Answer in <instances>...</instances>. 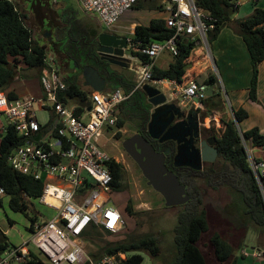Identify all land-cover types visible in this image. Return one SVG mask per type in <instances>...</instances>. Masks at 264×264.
Listing matches in <instances>:
<instances>
[{
	"label": "built area",
	"instance_id": "built-area-1",
	"mask_svg": "<svg viewBox=\"0 0 264 264\" xmlns=\"http://www.w3.org/2000/svg\"><path fill=\"white\" fill-rule=\"evenodd\" d=\"M82 8L99 17L107 29L120 22L121 16L139 2L160 4L167 14L166 26L172 35L164 40L143 42L129 37L130 54L136 80L132 91L123 88L103 91L90 90V104L80 105L73 100L65 102L60 94L67 90L66 76L61 71L57 55L48 50L45 63L40 72L44 92L42 99L33 96H20L10 99L6 91L0 90V116L6 115L18 134L24 136V144L16 147L9 155L12 168L22 174L32 175L44 182L43 193L36 199L53 208L51 218L30 222V239L21 244L8 246L0 255V264H23L33 254L28 245L35 247L48 258L50 264H118L126 256L103 255L96 260L90 256L83 244V235L94 227L119 232L125 220L119 208L110 204L113 191V174L110 162L114 157L105 148L118 121V108L135 90H143L146 84L166 85L174 89L176 98L182 104L204 101L208 98L211 86L205 81L191 79L179 83L176 80L158 78L154 74L157 58L168 51L174 57L179 54V44L193 43L196 51L205 50L211 56L210 33L219 18L201 7L196 0H78ZM136 28V27H135ZM135 33V29L132 33ZM133 33V34H134ZM126 34V33H124ZM192 51V52H193ZM139 55H145L142 61ZM47 109L50 120L41 124L37 111ZM46 129V133L34 136ZM6 130V127L5 129ZM115 134V133H114ZM53 142H48L50 139ZM106 138L102 142V139ZM249 160L255 176L262 186L264 178V159L258 160L245 142ZM5 190L0 183V199ZM248 257H264V248L243 250Z\"/></svg>",
	"mask_w": 264,
	"mask_h": 264
},
{
	"label": "trees",
	"instance_id": "trees-1",
	"mask_svg": "<svg viewBox=\"0 0 264 264\" xmlns=\"http://www.w3.org/2000/svg\"><path fill=\"white\" fill-rule=\"evenodd\" d=\"M50 0H28L29 10H45L43 7L49 6ZM203 8L209 10L219 18L216 29L210 33V40L217 38L221 28L228 22L232 15L238 9V0H196ZM143 2H139L135 7H143ZM46 5V6H45ZM155 5H150L152 8ZM38 13V12H37ZM50 15V11L45 10V15ZM26 14L19 9L15 0H0V90L6 91L9 85L17 78V71L23 74L25 70H38L41 72L45 63V55L51 50L63 57L70 59L67 62L68 68L73 72H66L67 90L60 94V98L65 102L70 100L80 105L79 110L84 105L90 104V89L84 85L83 65L91 63L98 69L95 62H89L88 57H81V50L90 40H96L97 36L79 34L78 41H73L70 45V37H76L72 29L69 30L68 36L61 43V47H52L34 37V32L25 21ZM238 32L242 35L249 50L253 74L249 87V97L253 101H258L257 88L259 77V66L264 60V8L256 7L254 12L237 21ZM85 33V31H83ZM70 33V35H69ZM172 35V31L166 26L164 17H154L150 22L137 24L132 40L143 42H152L154 40H164ZM76 40V39H75ZM55 48V49H54ZM194 49L193 43L184 41L179 44V54L174 57V61L167 68L154 67V74L158 78H167L176 80L179 83L184 82L185 74L189 67V57ZM56 54V55H57ZM58 55V56H59ZM57 60L61 71L63 67ZM142 61H146L145 55H139ZM71 60L77 62L79 67L71 69ZM64 63V62H63ZM40 76V75H39ZM118 82L108 88H123L125 91H132L134 83L127 76H117ZM205 82L216 87L217 76L209 73ZM10 99L19 97L14 91L7 93ZM220 95L217 91L210 95L209 98ZM207 100L202 101L205 105ZM217 101H220L219 99ZM222 106V105H215ZM152 104L143 90H135L130 97L125 100L118 108V121L115 127L121 128L128 121L133 122L137 131L147 132V126L151 119ZM248 115L244 108L234 109V118H222V134L218 137L217 147L219 159L214 164L212 171L216 174L217 180L228 184L233 189H237L241 195L240 203L243 213L247 219V224L252 225L264 231V178L262 186L258 182L252 169L249 153L245 142H250L252 147H264V134L259 127H253L248 130H241L238 126ZM46 129L39 131L34 137L37 138L45 134ZM0 138V183L5 190V194L10 197L9 206L15 212L29 214L30 220L35 221L39 218L38 213L34 210V204L31 199L40 197L43 193L44 182L35 179L32 175L22 174L12 168L9 162V155L12 151L25 143L26 138L17 133L12 124L6 126V130L1 132ZM117 136L120 135L118 131ZM153 145L154 141L149 140ZM155 147V146H154ZM157 147V146H156ZM158 148H162L159 145ZM157 148V149H158ZM173 157V153L170 156ZM110 168L113 174V191L124 190L125 169L122 163L113 159L110 162ZM196 199V200H195ZM195 208L190 207L178 215V222L174 229V244L176 252L172 260H162L164 264H210L204 254L199 242L202 235L210 229L208 213L205 209L200 208L202 199L198 193H194L192 198L187 202L188 205L194 203ZM2 198L0 205H2ZM126 211L133 215V205L129 201L126 205ZM30 215V214H29ZM10 224L14 221L8 219ZM112 234L105 229L94 227L83 235V238L89 233ZM217 258L221 262L228 261L234 254V247L226 241L219 232H215L210 238ZM14 245L8 235L0 227V255L8 247ZM142 251L147 252L150 256L161 261L162 249L159 239L150 233L139 236H128L125 239L118 240L114 244L103 248V254L93 257L98 260L103 255L126 254L124 259L118 264H143L144 257ZM120 258V256H119ZM23 264H48L37 254H33L31 259Z\"/></svg>",
	"mask_w": 264,
	"mask_h": 264
},
{
	"label": "rangeland",
	"instance_id": "rangeland-1",
	"mask_svg": "<svg viewBox=\"0 0 264 264\" xmlns=\"http://www.w3.org/2000/svg\"><path fill=\"white\" fill-rule=\"evenodd\" d=\"M15 1L18 3V0ZM62 1L66 2L72 9L80 11L81 15L86 14L81 9L80 5L75 2V0ZM246 1L247 0H239V2L243 3ZM252 1L253 0H251L250 3H252ZM27 3L28 0H21V2L18 3L19 9L26 14V23L29 27L32 28L35 38L41 40L42 42H45L46 44H49V38L47 37L48 31L44 29L50 28L49 23H51L52 25L57 24L59 28L62 27V17L57 16L56 14L55 17L54 14L51 13L50 15H46L47 18L38 17L37 19H35L34 14L31 13L30 10L25 6ZM142 4L143 7L141 8L133 7L132 9L126 11L121 16L119 24L112 29H107L100 23V20H98L94 16V19L92 17L88 18L87 20L82 19L81 22L85 24L83 26H86V21L91 23V25L89 26L90 29H94L93 27L95 26V28L99 29L100 32L106 30H114L117 32L126 33L128 37L132 38L134 33H132V31L135 29L137 24L147 25L152 18L165 17L167 14V11L158 3L143 2ZM60 5L62 6L63 4ZM150 5L155 6L151 8ZM54 7H59V4L56 3ZM244 7L245 6H242V9L240 10L241 14H243L244 12ZM237 11L233 15H237L239 13ZM34 12H44L45 15V10L42 9L34 10ZM84 30V28L82 31H77L75 29L77 33L86 36V33L83 32ZM86 31L88 30L86 29ZM50 34L52 35V33ZM55 34L57 37L60 36L56 33V31ZM58 55L59 54H57V56ZM58 59L61 65H65L63 67L64 75L66 74V72H73L68 68L67 63H63L64 57L62 55H59ZM20 67L19 72L17 71V78H15V80L9 85V87L6 89V92L8 93L10 91H14L22 94L24 93V91H28L34 98L42 99L44 97V92L42 89L40 76H30L29 74H27L28 70L23 71L22 74L20 72ZM132 67H134V65H132ZM70 68H74V62L72 60ZM211 69L217 76V79L221 86L222 81L219 76L218 68L214 67V65L212 64ZM130 71H127L128 74H133H131L129 79L134 83L136 80V74L133 70ZM156 87L165 92L171 100V90H168L165 84H156ZM216 91L217 94L219 93L222 95L223 100L217 101L218 98H215L216 95L212 98H209V95V99H207L205 104H207V106H209L208 108L213 111L219 112L218 109H214L216 107H214L213 105H223L222 107L224 110H229L230 103L225 94V90L223 88L220 89L219 87H216ZM37 117L41 124H45L50 120L52 115L49 110L42 109L37 111ZM210 118L211 120L208 121L209 124L207 125L211 126L212 129L216 132L217 136L220 137L222 134L223 125L213 119V117ZM8 124V117L6 115H1L0 133L3 131V126H7ZM118 131L120 132L119 136L116 135ZM136 132V126L133 124V122L128 121L121 128L114 127L113 131H111V133L109 134L111 136V139L107 141V148L109 150V153L114 156L116 161L122 163L125 169V177L123 180V183L125 185L124 190L110 192V204L115 205L119 208L124 217L125 225L119 232L115 234L108 235L104 232H102L101 234L91 232L83 238V244L90 256L93 257L94 254L101 256L103 254L104 247L114 244L118 240L125 239L131 235L139 236L141 234L150 233L155 235L160 241L162 249V259L160 261L150 256L147 252L142 251L141 253L144 257L143 264H164L162 260L165 261V258L166 260H172L174 257V253L176 252L174 244V229L178 222V215L180 212L185 211L190 207L195 208L196 199L191 205H188L186 203L176 207L166 206L163 196L148 184L147 179L143 175L140 167L123 146V141ZM54 140L55 139L52 138L48 142L50 143ZM105 140L106 138H103L102 142ZM248 145L252 148L249 142ZM197 185L200 189V193H198V196L202 199L200 208L207 211L210 225V229L202 235L199 245L206 255L209 263L264 264V257H246L243 254V250L245 249L252 251L253 248H264V231L247 224V219L243 213L242 208L244 206L242 200L240 201L241 195H239L237 189H233L228 184L222 183L221 181H215L212 182V184H207L203 182L202 179H199ZM9 199L10 197L6 194L2 196L3 204L0 205V227L8 235L13 243L21 244L24 241L29 240L31 237L28 228L31 222L30 216L34 214V211H29L30 215L22 212H15L9 206ZM129 201H131L133 205V215H130L126 211V205ZM240 203H242V207ZM33 204L34 210L38 213L39 219L51 218L56 213L53 208L44 205L39 200H34ZM9 218L15 222L13 226H10L8 221ZM215 232H219L221 236L226 241L230 242L234 247V254L228 261L221 262L217 258L215 250L211 245L210 238ZM28 247L33 250L41 259L50 264L46 255L41 253L32 242L29 243Z\"/></svg>",
	"mask_w": 264,
	"mask_h": 264
},
{
	"label": "crops",
	"instance_id": "crops-1",
	"mask_svg": "<svg viewBox=\"0 0 264 264\" xmlns=\"http://www.w3.org/2000/svg\"><path fill=\"white\" fill-rule=\"evenodd\" d=\"M20 2L21 0H18V3ZM75 2L80 5L78 0H75ZM250 2L251 0H247L244 3L239 2L238 0L237 12L239 13L237 15L236 14L233 15L231 19L228 22H226V24L221 28L217 38L211 41L212 44H211L210 59L209 57L205 56V50L202 48H199L191 53V56L189 57L188 60L189 67L187 69L184 78V82H189L191 79H195L197 81H205L209 73L215 74L211 69L213 64L214 67L218 68L219 76L222 81V85L220 86V83L217 79V83L215 84V86L219 87L220 89L223 88L225 90V94L230 103L229 110L227 109L224 110L222 107L223 105L222 106L213 105L214 107H216L214 109H218L219 112L213 111L208 108L209 106L206 107L205 105H203L202 101L200 104L190 102V103H186L185 105L194 106L195 108L198 109L202 108L203 109L202 111H204V115H205L204 116L205 124H209L208 121L211 120L210 117H213V119H215L220 124H222V118L225 119L234 118V109L244 108L247 111L248 115L240 123H238L239 128L244 131L257 126L264 134V60L261 62L259 66V77H258V88H257L258 101H253L249 97V87L253 74L251 56L247 48V45L243 40L242 35L238 32L237 29L238 26L237 21L239 19H243L251 15L256 7L264 8V0H253L252 3ZM56 3L59 4V7H54ZM60 4L63 5L61 6ZM25 6L28 7L29 3H27ZM242 6H245L243 14H241L240 12ZM80 7L84 11V13H86L85 15H81L80 11L72 9L71 7L68 6L66 2H63L62 0H55V1L51 0L49 2V6L43 7L45 8V10L47 8V10L50 11V14L53 13L55 17L56 15L62 17L61 21L63 22V24L60 23L62 27L59 28L57 24L52 25L51 23H49L50 28L44 29L48 31L47 37L49 38V44L52 47H58V48L61 47L62 46L61 42L64 40L62 38H66L68 36V32L69 30H71V28L76 29L77 31L79 30L82 31L84 28L85 33H90L88 35L91 36H97L99 33L102 32V31L100 32L99 29H96L95 26L93 27L94 29H90L89 26L91 25V23L87 21H86V26H83L85 24L81 22L82 19L87 20L88 18L91 17L93 18V16L96 17L98 20L100 19L97 15L86 12L81 5ZM30 12L34 14L35 19H37L38 17L41 18L44 17V12L38 14L32 10H30ZM100 23L102 24L101 20ZM86 29L88 31H86ZM55 31L58 35H60L59 37L56 36ZM73 32L76 33L77 38L70 37L69 38L71 41L69 42L70 45H73V41L74 43L79 42L78 41L79 33H77L75 30H73ZM50 33H52V35ZM68 61L70 64V59L64 57V64H66ZM173 61H174V56L168 51H164L157 58L156 64L160 68H167ZM64 66L65 65H62V67ZM27 74H29L30 76L33 75L39 76L40 71L30 69L28 70ZM216 87L215 88L213 87L214 90L213 94L216 91ZM16 93L18 94L19 97L30 95L28 91H24V93L22 94H19L18 92ZM170 97L171 99H176L177 101H179V103H181V100L176 98L177 96L176 93H174L173 88L171 89ZM215 98H218L219 100H223L221 94L215 96ZM207 99L209 98H206V100ZM5 127L6 126L4 125L2 130H4ZM251 149L252 150L254 149L252 154L258 160L264 159V147H258V148L252 147ZM13 225L10 224V226Z\"/></svg>",
	"mask_w": 264,
	"mask_h": 264
},
{
	"label": "water",
	"instance_id": "water-1",
	"mask_svg": "<svg viewBox=\"0 0 264 264\" xmlns=\"http://www.w3.org/2000/svg\"><path fill=\"white\" fill-rule=\"evenodd\" d=\"M127 40L125 36L109 32H102L98 37L101 52L111 54L114 62L129 67L132 59L125 55V50L128 48ZM74 67H79L76 61ZM83 76L85 86L96 91H103L106 88V78L92 64L83 65ZM143 91L154 107L148 123V132L160 141L176 142L175 166L201 169L203 159L212 161L217 157L219 151L215 145L216 136L212 137L208 143L203 140L199 148L195 146V138L200 135L198 108L187 111L184 109L187 105L170 100L165 92L151 84H146ZM213 91V87L210 86L208 94L212 95ZM195 103L201 102L195 100ZM0 137H2L1 133ZM123 146L140 167L148 184L163 196L166 206L176 207L186 204L191 199L186 185L173 170L167 167L166 154L170 149L157 151L153 144L139 132L127 138Z\"/></svg>",
	"mask_w": 264,
	"mask_h": 264
},
{
	"label": "flooded vegetation",
	"instance_id": "flooded-vegetation-1",
	"mask_svg": "<svg viewBox=\"0 0 264 264\" xmlns=\"http://www.w3.org/2000/svg\"><path fill=\"white\" fill-rule=\"evenodd\" d=\"M102 32H109V33L116 34L119 36L127 37L128 48L125 50V52H126L125 55L130 56V54L133 52V49L130 47L129 37L126 34L121 33V32H117L114 30H110V31L106 30V31H102ZM99 34H98L96 40H94V41L90 40V42H88V44H86L84 46V51L81 50L80 52H81L82 58L88 57L90 60L89 62L97 63L98 70H99L100 74L106 78V86L105 87H106V89H108L111 86H113L116 82H118L117 76L130 77L131 74H133V73L128 74L127 71L128 70L134 71V69L132 67V61H131V66L126 67L124 65H120V64L114 62V58L111 56V54L106 53V52H101L100 51L101 45L98 42ZM86 64H91V63H86ZM88 88L90 90L93 89L91 87H88ZM173 100L176 101L177 103H179V101H177L176 99H173ZM153 108H152V110H153ZM194 108H195L194 106H186L184 109H186L187 111H190ZM202 110H203L202 108L198 109V114L200 117V135H199V137L195 138V146L198 148L201 147V143L203 140H206L208 143L209 140L212 139V137H214V136H216L217 140H218V136H217L216 132L212 129V127L205 124V122H204L205 121L204 120L205 115H204V111H202ZM138 132L139 131H137L136 133H138ZM139 133H141V132H139ZM141 134H143L145 136V138H147L148 140L154 141L155 145H153V146H155L154 148L157 151L162 152V151H166V150L170 149L169 152L166 154L167 167L169 169L173 170L179 176L181 181L186 185L187 191L190 194L191 198L195 192L200 193V189L198 188V185H197V182L199 181V179H202L203 182H205L207 184H212V182H215V181H221V180H217V178L215 177L216 174L212 171V168L215 167L214 164L219 159V154L212 161L203 159L201 169H195V168H192L190 166H175L174 165V156L177 152V144L175 141H173V140L160 141L158 138L152 137L148 132V126H147V132L146 133L144 132ZM113 137H114V135H113ZM109 139H111V137ZM107 141L105 144V148L108 150ZM159 145H161L162 148H158ZM215 145L217 146V141H216ZM108 152H109V150H108ZM172 153H173V157L171 158L170 156L172 155ZM209 156H211V154H209ZM191 189H193V190H191Z\"/></svg>",
	"mask_w": 264,
	"mask_h": 264
}]
</instances>
